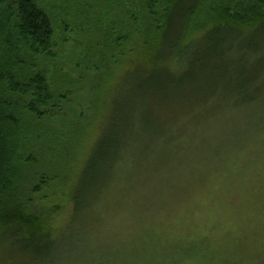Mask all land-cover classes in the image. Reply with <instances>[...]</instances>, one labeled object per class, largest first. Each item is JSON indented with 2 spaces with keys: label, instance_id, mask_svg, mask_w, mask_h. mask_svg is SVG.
Here are the masks:
<instances>
[{
  "label": "rangeland",
  "instance_id": "obj_1",
  "mask_svg": "<svg viewBox=\"0 0 264 264\" xmlns=\"http://www.w3.org/2000/svg\"><path fill=\"white\" fill-rule=\"evenodd\" d=\"M40 2L58 29L56 56L38 68L54 99L41 110L46 116L28 117L39 129L26 201L51 218L52 264H264V96L248 111L185 110L164 124L158 99L132 92L131 44L99 51L109 0ZM115 150L108 177L105 161ZM104 180L105 190L88 194ZM89 197L92 209L75 216L72 201ZM7 247L0 238V264H12Z\"/></svg>",
  "mask_w": 264,
  "mask_h": 264
},
{
  "label": "trees",
  "instance_id": "obj_2",
  "mask_svg": "<svg viewBox=\"0 0 264 264\" xmlns=\"http://www.w3.org/2000/svg\"><path fill=\"white\" fill-rule=\"evenodd\" d=\"M104 6L99 51L131 44L125 63L132 70L127 74L132 92L143 90L142 97L158 99L160 122L175 124L185 110L205 107L248 111L262 101L264 0H109ZM52 15L40 0H0V238L9 245L12 264L16 259L52 264L58 245L51 218L32 211V202L26 201L30 152L36 146L32 135L39 129L28 117L46 116L41 110L54 99L44 71H38L43 59L56 56L58 29ZM218 99L225 103H212ZM135 117L131 109L125 126L130 138ZM162 131L164 138L167 131ZM116 153L105 161L108 177L118 164ZM40 179L34 194L44 186ZM106 188L105 180L93 183L88 194ZM89 201L73 200L74 215L91 210ZM59 211L53 209L52 216Z\"/></svg>",
  "mask_w": 264,
  "mask_h": 264
}]
</instances>
